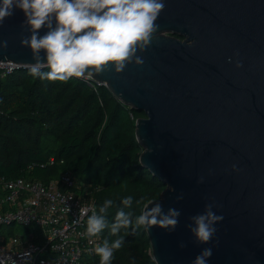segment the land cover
<instances>
[{
	"label": "water",
	"instance_id": "1",
	"mask_svg": "<svg viewBox=\"0 0 264 264\" xmlns=\"http://www.w3.org/2000/svg\"><path fill=\"white\" fill-rule=\"evenodd\" d=\"M24 20L16 10L0 26L8 42L0 61L15 70L35 62L20 44ZM156 23L137 53L142 66L91 78L145 114L136 122L139 162L165 186L153 202L181 212L174 231L146 228L153 258L191 264L210 247L208 264H264V0H165ZM209 203L223 220L209 244H197L187 225Z\"/></svg>",
	"mask_w": 264,
	"mask_h": 264
},
{
	"label": "trees",
	"instance_id": "2",
	"mask_svg": "<svg viewBox=\"0 0 264 264\" xmlns=\"http://www.w3.org/2000/svg\"><path fill=\"white\" fill-rule=\"evenodd\" d=\"M143 116L95 79L49 82L31 76L29 68L16 70L0 80V176L49 181L70 171L100 187L98 209L105 200L114 201L110 224L121 209L138 215L144 203L159 199L165 190L139 162L143 148L136 122ZM51 157L55 164L29 168ZM3 192L0 186V196ZM127 196L133 198L130 208L122 203ZM118 236L124 244L112 264H156L146 228L122 229ZM118 236L108 229L103 233L109 241Z\"/></svg>",
	"mask_w": 264,
	"mask_h": 264
},
{
	"label": "clouds",
	"instance_id": "3",
	"mask_svg": "<svg viewBox=\"0 0 264 264\" xmlns=\"http://www.w3.org/2000/svg\"><path fill=\"white\" fill-rule=\"evenodd\" d=\"M164 9L165 0H0V26L20 10L25 17L22 27L29 33L21 37L20 44L30 49L35 61L29 66L30 75L67 83L72 77L91 79L110 70L120 74L133 63L142 66L144 60L137 53L151 45L159 29L156 21ZM7 46V41L0 40V49ZM234 56L239 57V52ZM228 62L232 63L233 58ZM235 67H243L242 60L237 59ZM232 170L240 171L236 164ZM203 182V177L197 180L198 184ZM176 199L182 200L183 194ZM132 201V196H127L122 203L130 208ZM113 205L114 201L107 199L87 217L89 237L102 236L106 229L113 236L129 228L174 231L181 215L178 209L165 212L161 203L148 201L138 215L118 210L110 224L107 217ZM214 207V203L206 204L202 213L190 217L192 223L187 227L197 244H209L217 232L215 225L223 220L222 215L213 211ZM123 244L119 236L96 244L94 252L100 258L99 264H112L115 252ZM212 254V248H204L191 264H208Z\"/></svg>",
	"mask_w": 264,
	"mask_h": 264
},
{
	"label": "built area",
	"instance_id": "4",
	"mask_svg": "<svg viewBox=\"0 0 264 264\" xmlns=\"http://www.w3.org/2000/svg\"><path fill=\"white\" fill-rule=\"evenodd\" d=\"M15 71L13 62L0 61V80ZM55 162L51 157L29 168ZM0 186V264H90L99 258L94 248L103 235L89 237L86 223L98 211L100 187L70 171L49 181L0 176ZM16 224L24 230H10Z\"/></svg>",
	"mask_w": 264,
	"mask_h": 264
},
{
	"label": "rangeland",
	"instance_id": "5",
	"mask_svg": "<svg viewBox=\"0 0 264 264\" xmlns=\"http://www.w3.org/2000/svg\"><path fill=\"white\" fill-rule=\"evenodd\" d=\"M143 117H145V116H143ZM10 230H14L15 232H22L24 229L22 226L16 224L15 226L10 227Z\"/></svg>",
	"mask_w": 264,
	"mask_h": 264
}]
</instances>
